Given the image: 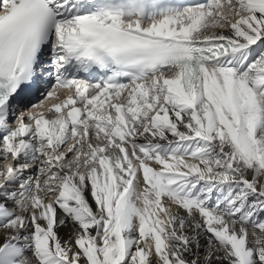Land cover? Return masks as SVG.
Returning a JSON list of instances; mask_svg holds the SVG:
<instances>
[{"label":"snow or ice","instance_id":"obj_1","mask_svg":"<svg viewBox=\"0 0 264 264\" xmlns=\"http://www.w3.org/2000/svg\"><path fill=\"white\" fill-rule=\"evenodd\" d=\"M0 264H264V0H0Z\"/></svg>","mask_w":264,"mask_h":264},{"label":"bare ground","instance_id":"obj_2","mask_svg":"<svg viewBox=\"0 0 264 264\" xmlns=\"http://www.w3.org/2000/svg\"><path fill=\"white\" fill-rule=\"evenodd\" d=\"M69 228H71V225H69ZM251 231V229H250ZM68 229L61 230V235L63 238H67Z\"/></svg>","mask_w":264,"mask_h":264}]
</instances>
